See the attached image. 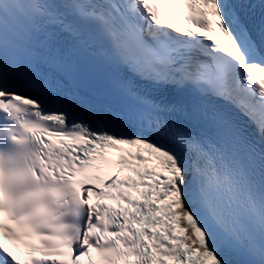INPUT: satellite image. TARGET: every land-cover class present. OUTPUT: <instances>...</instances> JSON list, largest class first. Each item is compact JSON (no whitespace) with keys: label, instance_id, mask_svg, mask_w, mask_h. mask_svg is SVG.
Returning <instances> with one entry per match:
<instances>
[{"label":"snow or ice","instance_id":"6c2138e0","mask_svg":"<svg viewBox=\"0 0 264 264\" xmlns=\"http://www.w3.org/2000/svg\"><path fill=\"white\" fill-rule=\"evenodd\" d=\"M0 138V264H264V0H0Z\"/></svg>","mask_w":264,"mask_h":264}]
</instances>
